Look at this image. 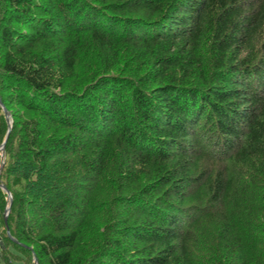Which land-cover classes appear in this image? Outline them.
<instances>
[{"label": "trees", "instance_id": "16d2710c", "mask_svg": "<svg viewBox=\"0 0 264 264\" xmlns=\"http://www.w3.org/2000/svg\"><path fill=\"white\" fill-rule=\"evenodd\" d=\"M0 99V264H264V0H0Z\"/></svg>", "mask_w": 264, "mask_h": 264}, {"label": "water", "instance_id": "95a60500", "mask_svg": "<svg viewBox=\"0 0 264 264\" xmlns=\"http://www.w3.org/2000/svg\"><path fill=\"white\" fill-rule=\"evenodd\" d=\"M0 106L2 107L4 113L6 114V117H7L8 123H9V128H8V132H7L6 140H5V142L2 144V146L0 147V150L4 151L5 146H6V143H7V140H8V138H9V134H10V132H11L12 125H11V117H10V113H9V111L7 110V108L3 105L1 99H0ZM0 186H1V188H2L3 190H5V191L8 192V196H9V199H10V206H11V205H12V195H11L10 192L7 190V188H6L5 185L0 184ZM10 206L6 209V212H5V221H6V223H7V221H8V215H9V212H10ZM8 235H10L9 228H8ZM14 241H15V239H14ZM30 249H32V248L30 247ZM35 261H36V258H35ZM36 264H38V263H36Z\"/></svg>", "mask_w": 264, "mask_h": 264}, {"label": "rangeland", "instance_id": "374dc122", "mask_svg": "<svg viewBox=\"0 0 264 264\" xmlns=\"http://www.w3.org/2000/svg\"><path fill=\"white\" fill-rule=\"evenodd\" d=\"M0 152H1V150H0ZM15 264H23V262L19 260V261H16Z\"/></svg>", "mask_w": 264, "mask_h": 264}, {"label": "bare ground", "instance_id": "6f19581e", "mask_svg": "<svg viewBox=\"0 0 264 264\" xmlns=\"http://www.w3.org/2000/svg\"><path fill=\"white\" fill-rule=\"evenodd\" d=\"M130 16V15H129ZM133 70V69H132ZM110 73V72H109ZM130 73V72H129ZM100 79V78H99ZM119 85V84H118ZM111 95V93H109ZM93 105V104H92ZM104 105V104H103ZM100 107V106H99ZM95 109V108H94ZM86 111V110H85ZM97 116V115H96ZM91 119V118H90ZM113 127V126H112ZM221 135V134H220ZM217 136V135H216ZM218 141V140H217ZM146 142V141H145ZM149 144V143H148ZM11 232V231H10ZM223 236V235H222Z\"/></svg>", "mask_w": 264, "mask_h": 264}]
</instances>
